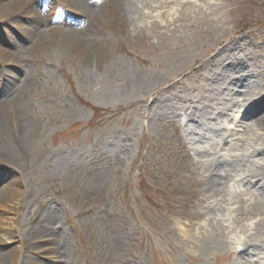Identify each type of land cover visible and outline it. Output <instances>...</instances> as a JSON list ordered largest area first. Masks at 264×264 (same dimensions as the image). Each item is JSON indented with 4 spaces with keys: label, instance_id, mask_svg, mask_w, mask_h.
<instances>
[{
    "label": "rangeland",
    "instance_id": "obj_1",
    "mask_svg": "<svg viewBox=\"0 0 264 264\" xmlns=\"http://www.w3.org/2000/svg\"><path fill=\"white\" fill-rule=\"evenodd\" d=\"M8 1H0V50L22 67L1 59L0 69L20 76L28 67L20 111L36 130L19 163L26 196L16 240L4 237L0 253L23 247L37 264H55L54 245L38 257L39 235L26 236L50 214L67 232L69 264H264V0H124L131 22L123 30L99 13L94 21L105 0L90 9L68 0L82 7L71 12L77 25L43 20L28 41L18 28L28 17L11 15ZM86 25L92 38L99 29L97 56L88 43L44 38L50 26L60 34ZM10 38L14 47L4 44ZM242 104L245 132L220 145L224 156L184 151L218 135L220 123L230 126ZM241 145L263 153L242 156ZM217 163L222 178L205 184ZM238 164L259 175L258 185L234 181ZM243 237L246 260L227 250Z\"/></svg>",
    "mask_w": 264,
    "mask_h": 264
},
{
    "label": "bare ground",
    "instance_id": "obj_2",
    "mask_svg": "<svg viewBox=\"0 0 264 264\" xmlns=\"http://www.w3.org/2000/svg\"><path fill=\"white\" fill-rule=\"evenodd\" d=\"M5 1H8V0H5ZM84 1L87 2L88 4L89 2H91L90 0H84ZM50 2L53 3V5L56 4L55 1L51 0ZM98 2H100V0H98ZM123 2L124 0H109V1L106 0V2L104 1L103 4L101 5L96 4L95 7L93 8V13H92L96 15L94 16V21L96 20L95 17H97V14L99 13L104 23L115 24L117 28L120 27V30H123V28L128 27L129 22L131 21L129 19L130 16L128 15L126 10H122L124 8ZM165 2L169 3L168 0H165ZM172 2L173 1H170V3ZM59 4L60 2H58V5ZM93 4L94 3L92 2L91 5ZM4 7L6 8L7 11L10 10L9 12L11 13V15L13 14L17 16L23 15L24 17L25 16L28 17L26 18V20L29 23H31L30 25H28L27 27L26 26L23 27L20 24L18 25V28L26 36L27 41L29 40L30 36L33 34L34 27L37 28V25L39 26V25H42L43 23V19L41 15L33 11L32 5L29 4V0H25V1L24 0H9L5 4ZM75 7L79 8V10H81L80 8H82L79 6H75ZM85 7H87V9H90L89 6L87 5L84 6L83 8ZM162 14L163 13H158L156 17L157 16L161 17ZM147 16H150V13H147L146 17ZM154 16L155 14L151 15L152 18ZM173 18H176V16L172 17V19ZM75 22L76 21L71 22L73 23L72 26L77 25ZM88 27L89 26L86 25L83 29L80 27L71 28L68 31H66V33L59 34L56 30H53L54 28L50 26L49 28H45L44 32L46 33L44 32L43 33L46 34L44 38L55 35L56 40L60 39L61 42H65L66 44H70V42H76V41H79L80 43H88L86 44V46L84 45L85 48L87 49V46L91 45L90 47L92 48L91 49L92 53L94 54V56H97V54L95 53H97L98 50L95 47L99 43V38H100V36H98L99 29L96 30L95 34H92L94 35V37L92 38L91 36H89V33L91 32H90V29H88ZM12 35L13 34L11 35L9 34V36L7 37H11ZM95 35L97 36L95 37ZM19 36H20V39H19L20 41L23 40V37L25 38V36L23 35H19ZM88 37L92 39H89L90 41L87 40L85 42L86 38L88 39ZM7 43H12L13 45L16 44V42L12 40L11 38L10 40L5 41L4 44H7ZM33 43L34 42L31 38L30 45H33ZM1 59L6 61L5 65L10 64L8 63V61H10V62H15V63L17 62L22 67V64L19 63L16 55L11 54V52L0 50V60ZM19 74H20V70H18V68L15 71L13 70L12 73L9 69L3 68L0 74V76H2L0 77L2 78L0 79V180L3 181V184H2L3 187L0 189L1 190L0 192V243L4 242L5 239L11 240V241L16 240V224H18L20 202H21V199L26 196L25 190L22 188V186H20L22 185V183L20 179L18 178L19 172L22 171L19 163L21 161V155L24 153V151L29 146V143H30L29 140L30 138L33 137V135H35V130H36L35 123L29 118V116L26 113H22V111H20L21 104L23 103V99L20 98L19 92L26 90L31 85V73L28 70V67L23 66L22 74L20 76ZM20 79H22L20 83L13 85V83L16 80L18 81ZM13 89H15L16 91H14ZM244 105L242 104L240 106V112L242 113L245 112ZM7 106H8L7 108L8 115L7 116L1 115L3 108ZM209 129H212V127H209ZM228 130L234 132L238 129L236 127H233V128H228ZM212 131H215V129ZM243 133H244V130L241 132V135ZM5 134L7 138L4 137ZM232 135L233 134H231V136ZM198 137L201 139L202 134H199ZM241 137L239 138V141L243 140L241 139ZM195 140L199 142L197 138ZM222 142L228 143L229 140L223 139ZM4 143L6 144L4 145ZM216 145L217 144H214L213 148ZM213 148L212 149L209 148L208 151L209 152L214 151ZM240 149L242 150V153H243L242 156L252 155L253 153H260V152L263 153L262 149L251 151L249 147L244 149V146L242 145ZM189 150L192 151V150H197V149L194 147L184 145V151L188 152ZM197 152L203 153L200 150H197ZM190 155L192 157V154H189V156ZM195 155H196V152H195ZM237 156H239V154ZM238 165H239L238 172H235L234 174H232L234 175V181L235 182L241 181V183H245L246 181L252 186L258 185L257 180H254V178H256V176H259V175H251L249 173L250 170L247 171L243 167L242 164H238ZM8 167L16 168V170L12 171L11 169H8ZM220 167H222V164H219V166H217L215 169L210 170L211 174L209 175V177L204 179L205 184H206V181L210 177L213 178L211 185H215L216 183H219V181L216 180V178L218 179L222 178V175L219 173ZM248 177H251V179L248 180ZM95 181L97 182L96 179ZM6 190H9L8 193H6ZM209 203L211 204V206L208 205V209L213 208L216 205L214 201H210ZM44 215L45 214L41 215L39 220L40 219L42 220ZM200 215H203V214H200ZM44 220L48 221L46 225L41 224V226L39 227L38 226L34 228L32 227V229L26 233L27 237L39 235V237H37L38 240L36 241L37 244L34 245V248H35L34 251L38 254V257L40 256L42 257V255H44L45 252L48 251L46 248V244L50 243L55 246V250L57 253V256H56L57 258L56 260H54L55 264H69L70 257L67 254L68 249L66 247L67 241L65 238L67 232H65L64 228L60 227L61 221L58 220L56 217H54V215L52 216L50 214L47 215V217H45ZM221 221L222 219L218 218L215 223H218ZM224 226H226V228H228L230 231L233 229L231 228L229 224L226 225L224 223ZM206 232L207 230H203L204 236ZM215 232L217 231L216 230L213 231L214 235L212 236V239L215 237H219L221 235V233L219 232L215 233ZM198 234H199V229H197L196 231V235ZM4 237L6 238L4 239ZM236 240L233 241L235 243V246L233 248H229L227 246V250H229L228 252H231V253L237 252L238 257H240L242 260H246V257L244 256V254L249 252L248 248L250 244L248 240H246L244 237L238 238ZM41 243L43 244L41 245ZM24 251L25 250L23 249V247L21 249L20 248L16 249V247H14L10 251H4L0 253V261L2 260L5 261V263H1V264H37L36 259L32 258V256L28 254V251L27 253L24 254Z\"/></svg>",
    "mask_w": 264,
    "mask_h": 264
}]
</instances>
